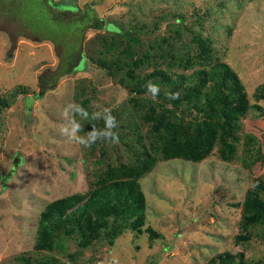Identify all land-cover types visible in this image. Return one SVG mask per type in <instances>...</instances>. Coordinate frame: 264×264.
Returning <instances> with one entry per match:
<instances>
[{"label":"rangeland","instance_id":"obj_1","mask_svg":"<svg viewBox=\"0 0 264 264\" xmlns=\"http://www.w3.org/2000/svg\"><path fill=\"white\" fill-rule=\"evenodd\" d=\"M50 1L58 12L93 7L108 25L130 29L140 42L135 50L154 60L127 76L128 68L101 46L108 32L90 29L82 67L39 97L37 77L55 68L61 53L60 43L44 37L53 35L45 28L55 21L43 14L44 0H29L26 21L16 13L18 0H0V97L12 98L0 106V264H213L225 252L264 264V225L242 224L248 193L264 183V0ZM197 40L237 73L250 105L239 119L230 159L218 143L198 160L153 155L159 134L150 131L147 99L159 98L149 88L135 93L156 69L192 75L200 64L184 71L172 56L199 52ZM160 88L167 92L170 84ZM135 96L142 105L135 106ZM108 117L115 127L108 128ZM73 124L79 126L74 137L63 131L71 133ZM106 132L113 135H101ZM152 155L155 166L136 175L133 168ZM131 174L144 194L140 233L126 229L113 244L101 239L85 248L72 237L67 249L77 253L73 258L35 247L40 213L51 201ZM146 228L159 236L151 240ZM246 233L247 243L235 241Z\"/></svg>","mask_w":264,"mask_h":264},{"label":"trees","instance_id":"obj_2","mask_svg":"<svg viewBox=\"0 0 264 264\" xmlns=\"http://www.w3.org/2000/svg\"><path fill=\"white\" fill-rule=\"evenodd\" d=\"M28 2L29 0H18L16 6L19 9L16 13L30 20L28 11L32 9L27 7ZM55 4L53 1L44 0V3L39 5L42 10L45 9L43 14L55 21L54 26L48 22L49 28H45L53 32V35L48 32L44 37L52 40L55 45L60 43L61 53L55 68H47L38 75L37 96L40 97L46 90L54 88L64 74L82 67L83 39L90 29H104L108 32V39L101 37V46L114 59V63L128 68L127 76L133 74L130 68L138 69L154 60L146 54L148 51L140 53L135 50V46L140 45V42L132 36L134 34L130 29L123 31L115 23L108 25L93 7L85 6L81 9L76 6L58 12L53 7ZM34 23L38 25L37 22ZM34 23L30 24L34 26ZM198 42H201L199 52L192 54L185 51L184 55L178 56L177 59L172 56V64L184 71L192 68L195 63L200 64V68L194 69L192 75L173 76L156 69L144 78V87L135 91L136 94H142L144 89H150L149 86L158 89L155 96L159 99H147V103H150L147 121L152 122L154 129L150 131L159 134L156 143L159 149L157 148L153 155L159 153L164 158L198 160L209 154L217 143L220 144V152L225 159H230L235 153V143L239 138L238 122L250 105L237 73L226 62L218 58L213 60L207 44L201 40ZM106 58L104 56V59ZM106 63L111 65L113 62L109 59ZM165 81L170 84L167 92L160 88L161 83ZM208 83L211 85L207 86ZM167 98L170 106L166 102ZM131 99L136 107L142 105V98ZM11 100V96L0 97V106H9ZM183 104L185 106L180 108ZM188 113L191 114L190 119L186 118ZM153 155L141 162V166L133 168L136 175L143 167L149 171L155 166ZM135 174L123 180L101 184L86 193H74L51 201L40 213L35 247L57 251L73 258L77 253L67 249V240L72 237L77 238L79 248H85L101 239L113 244L126 229L140 233L144 226L145 205L144 194ZM242 212V224L246 227L256 223L264 225V183H254V189L248 193ZM144 232L151 240L159 236V233L151 228H146ZM249 239V233L235 237L236 242L247 243ZM213 264L246 262L243 255L237 260L234 254L225 252L219 254V259Z\"/></svg>","mask_w":264,"mask_h":264},{"label":"clouds","instance_id":"obj_3","mask_svg":"<svg viewBox=\"0 0 264 264\" xmlns=\"http://www.w3.org/2000/svg\"><path fill=\"white\" fill-rule=\"evenodd\" d=\"M149 87H150V91L152 93H154V94L158 91V89L156 87H153V86H149ZM78 111H79V109H78ZM107 125H108V128L109 129L112 128V127H115V121H114V119L112 117H108V119H107ZM78 128H79L78 125L73 124L71 133H68V129L67 128L63 129V131L65 133H67L69 135H72L74 137L75 132L78 130ZM101 135L110 136V135H113V134L110 133V132H106V133H102ZM91 139L94 141L96 139V137L93 136ZM80 142L81 143H86L84 140H80Z\"/></svg>","mask_w":264,"mask_h":264}]
</instances>
